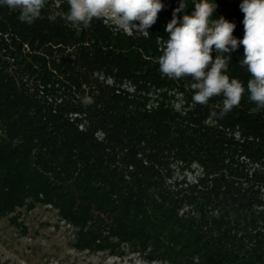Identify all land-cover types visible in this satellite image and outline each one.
<instances>
[{"label": "trees", "instance_id": "1", "mask_svg": "<svg viewBox=\"0 0 264 264\" xmlns=\"http://www.w3.org/2000/svg\"><path fill=\"white\" fill-rule=\"evenodd\" d=\"M161 2L148 35L104 19L73 25L60 16L67 0H45L31 25L0 3V218L50 205L75 230L77 250L264 264V109L253 111L246 91L239 107L211 118L222 96L196 104L190 77L162 76L181 0ZM196 2L184 0L178 22ZM214 2L213 18L234 23L242 40L240 6ZM229 54L227 74L246 88L243 45ZM174 166L199 174L178 181Z\"/></svg>", "mask_w": 264, "mask_h": 264}, {"label": "clouds", "instance_id": "2", "mask_svg": "<svg viewBox=\"0 0 264 264\" xmlns=\"http://www.w3.org/2000/svg\"><path fill=\"white\" fill-rule=\"evenodd\" d=\"M0 3L18 9V19L29 25L40 18L45 7V0H0ZM67 4V11L60 16L73 25L89 27L93 20L107 17L112 25L128 34L135 31L144 35L149 34L148 29L164 7L161 0H67ZM184 8L186 5L181 0L175 12ZM216 8L214 0H199L191 15H183L182 22H178L174 12L166 27L169 37L161 49L159 71L170 79L190 77L193 103L207 105L211 98L222 96V108L219 113L212 111L211 118L222 119L234 107H239L246 91L256 105L253 111L264 109V0H242V40L233 36L234 23L223 17L213 18ZM56 18L49 16L50 21ZM241 44L244 58L240 64L246 66L251 77L246 88L241 80L227 74L229 53ZM84 103H92L91 98L85 97Z\"/></svg>", "mask_w": 264, "mask_h": 264}, {"label": "rangeland", "instance_id": "3", "mask_svg": "<svg viewBox=\"0 0 264 264\" xmlns=\"http://www.w3.org/2000/svg\"><path fill=\"white\" fill-rule=\"evenodd\" d=\"M230 1L239 6L242 3V0ZM104 21L111 24L107 17ZM175 99L174 106L178 109L180 95ZM198 174L196 166L183 170L174 166L173 179L194 183ZM74 232L50 205L16 209L0 218V264H161L149 262L127 248L122 255L77 250L73 247Z\"/></svg>", "mask_w": 264, "mask_h": 264}]
</instances>
